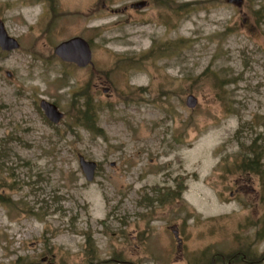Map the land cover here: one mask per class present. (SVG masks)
Returning a JSON list of instances; mask_svg holds the SVG:
<instances>
[{"label": "rangeland", "instance_id": "374dc122", "mask_svg": "<svg viewBox=\"0 0 264 264\" xmlns=\"http://www.w3.org/2000/svg\"><path fill=\"white\" fill-rule=\"evenodd\" d=\"M0 22V264H264V0H0ZM74 37L93 65L56 54Z\"/></svg>", "mask_w": 264, "mask_h": 264}, {"label": "water", "instance_id": "95a60500", "mask_svg": "<svg viewBox=\"0 0 264 264\" xmlns=\"http://www.w3.org/2000/svg\"><path fill=\"white\" fill-rule=\"evenodd\" d=\"M229 2H235L238 5H242L243 0H229ZM0 46L3 50H13L20 46L19 42L10 37L5 29L4 23L0 22ZM56 54L63 60L68 62H74L79 66H87L93 64L92 50L89 43L81 38L74 37L68 41L62 42L56 48ZM198 100L196 96L189 95L187 98V105L191 108L196 107ZM41 106L44 109L47 117L55 123H58L63 118V113L59 111L58 107L46 100L41 101ZM80 165L86 175L88 181H92L95 176V170L97 163L95 161L86 160L83 156H80Z\"/></svg>", "mask_w": 264, "mask_h": 264}, {"label": "trees", "instance_id": "16d2710c", "mask_svg": "<svg viewBox=\"0 0 264 264\" xmlns=\"http://www.w3.org/2000/svg\"><path fill=\"white\" fill-rule=\"evenodd\" d=\"M85 105H86V109L81 110V115H80L79 120L83 122L84 124H86L88 128L90 129L95 128V125H96V119H95V114H94L95 111L93 107H91L90 102L87 104L85 103ZM261 148L263 149V152H264V147H261ZM248 149L250 150V153L253 152L252 153L253 155L243 157L242 163H243L244 171L255 170L257 168V165L259 164V162L257 161V157L254 155L255 152L257 154V147L255 146V142L251 143ZM181 193H182V190H178V191H172L171 193H169V195L170 196H173V195L180 196ZM220 257L222 256L220 255ZM220 257H218L217 260L223 261L224 258H220Z\"/></svg>", "mask_w": 264, "mask_h": 264}, {"label": "bare ground", "instance_id": "6f19581e", "mask_svg": "<svg viewBox=\"0 0 264 264\" xmlns=\"http://www.w3.org/2000/svg\"><path fill=\"white\" fill-rule=\"evenodd\" d=\"M130 264H134V263L130 262Z\"/></svg>", "mask_w": 264, "mask_h": 264}]
</instances>
